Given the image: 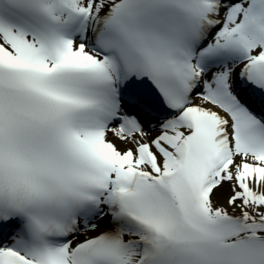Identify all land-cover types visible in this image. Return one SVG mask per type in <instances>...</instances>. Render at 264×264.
<instances>
[{"label": "snow or ice", "instance_id": "snow-or-ice-1", "mask_svg": "<svg viewBox=\"0 0 264 264\" xmlns=\"http://www.w3.org/2000/svg\"><path fill=\"white\" fill-rule=\"evenodd\" d=\"M0 264H264V0H0Z\"/></svg>", "mask_w": 264, "mask_h": 264}]
</instances>
